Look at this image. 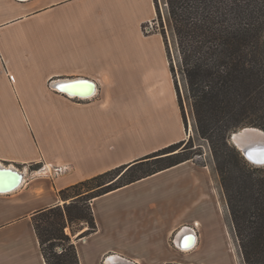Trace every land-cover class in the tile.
Listing matches in <instances>:
<instances>
[{"label": "crops", "instance_id": "1", "mask_svg": "<svg viewBox=\"0 0 264 264\" xmlns=\"http://www.w3.org/2000/svg\"><path fill=\"white\" fill-rule=\"evenodd\" d=\"M155 16L153 0H0V163L27 170L22 171L27 173L20 188L0 193V264H47L36 217L75 199L62 198V192L185 139L165 43L159 34L142 30ZM77 78L95 81L96 96L77 101L51 86L59 79ZM126 131L144 132L138 135L144 146H133ZM190 163L93 199L99 228L95 236L75 241L65 228L78 264H98L102 258L105 264L114 259L115 264H142L145 248L139 242L145 238L119 226L117 244L109 243L108 233L102 236L107 215L115 208L127 210L120 199L127 198L128 191L165 175L172 178ZM35 166L49 174L54 167L68 170L55 179L33 177ZM193 169L189 166V174H196ZM193 179L190 175L186 186L177 187L181 193L175 196L181 198L187 221L173 227L169 235H175L180 254L204 244L205 258L231 264L234 250L225 245L222 218L216 216L219 203L209 200V176L200 174L196 184ZM153 201H146L149 210L154 209ZM192 208L196 218L189 217ZM208 230L209 236L202 240V232ZM192 235L196 244L185 248ZM58 248V253L64 251Z\"/></svg>", "mask_w": 264, "mask_h": 264}, {"label": "trees", "instance_id": "2", "mask_svg": "<svg viewBox=\"0 0 264 264\" xmlns=\"http://www.w3.org/2000/svg\"><path fill=\"white\" fill-rule=\"evenodd\" d=\"M153 1L158 17V0ZM164 3L175 35L179 72L186 83L195 128L211 145L245 264H264V166H249L246 158L229 145L231 134L242 128L264 130V0H164ZM166 51L175 76L167 46ZM174 82L176 86V80ZM176 89L186 122L178 86ZM183 142L79 182L68 192H62V198L74 197L73 202L36 217V230L46 263L78 264L73 245L63 244L62 253L56 248L62 242H69L65 228L76 221L89 224L85 233L96 231L92 210L79 204L84 205L90 199L186 161H196L194 156L187 154L186 146L182 148ZM147 164L149 169L144 168ZM91 183L95 184L92 188L81 191L82 186Z\"/></svg>", "mask_w": 264, "mask_h": 264}, {"label": "rangeland", "instance_id": "3", "mask_svg": "<svg viewBox=\"0 0 264 264\" xmlns=\"http://www.w3.org/2000/svg\"><path fill=\"white\" fill-rule=\"evenodd\" d=\"M158 4H159L158 6L160 7L159 16L157 17L156 14L155 18L151 22L143 24L142 30L144 32L146 31L147 27L150 26L151 27L150 32L159 34L163 38V41L165 42L168 48L171 62L175 68V73H174L175 76H173L174 77L173 80H176L177 83L176 86H178L186 116V122H184L182 116L184 123L183 138H185L183 140L184 142L182 148L186 146L188 150L187 154H189L190 156H194L196 161H191L190 165L188 166H186L188 163L186 165H183L185 166L184 168L181 169H178L180 167L176 168L178 169L177 170L178 172L174 173L172 175V178L169 175L168 176L165 175L158 179H153L151 181H148L143 185L137 187L136 188L137 192L136 189L132 191H128L130 192L129 196L127 198L122 197L120 199L121 202L124 200V204H126L127 210H125V212H121L119 210H122L123 208L120 209L115 208L114 210L109 211L107 215L108 221L105 222L106 219H104L105 225L103 227L105 232L102 236H106V234L108 233L107 236L110 241L109 243L113 242L114 244L115 243L117 244L116 234L119 231L117 230L119 226L121 227L120 228L121 231H122V227L123 228L130 227L129 233L131 235L143 236L145 239L139 242L140 245L145 248V252L143 253L145 255V258L143 259L142 264H173L174 262H178L181 264H190L192 261H195L196 264L198 262L206 263V264H215L213 260H215L216 258L211 259L213 256L210 257V259L204 257L203 250L206 249L204 244L201 246L199 245L198 247L199 249H194L191 253L180 254L179 249L176 247L175 243L173 242L174 239L176 240L175 235L174 238L173 236L169 235L170 234L169 232L173 227L175 226L178 227L181 224H185L187 221L185 220L187 214L185 213V210L182 208L183 206H181L179 203V201H181V198L175 196L176 193L179 194L181 193V190L180 189L178 190L177 187L186 186L189 183L190 175H194L193 181L195 180L194 184H196V181L198 180L197 177H199L200 174H207L209 176L210 184H211L210 191L212 192V194L209 193L210 194L209 200L211 199L210 201L219 203L218 207L216 206L219 210L216 216L218 215L221 216L222 218V221H220L219 219L216 220L220 221L219 223L225 229V235H226L225 245L228 247L229 251L230 248H233L234 250L235 258H231L232 259L231 264H245L243 254L235 234L228 202L224 194L223 188L221 186L219 176L216 172L215 159L213 156L211 145L207 140L199 136V134L197 133V129L195 128V118L191 107V101L187 93L186 83L181 73L179 72V52L176 45L175 35L169 24L168 15L166 12V5L164 3V0H158ZM162 105L163 104H161V106ZM125 133H126L125 135L126 139L130 138V140L128 141L132 142L133 146H139V147L144 146L143 143L144 141L142 140V138L139 139L138 136L139 134L141 135L144 132L126 131ZM177 133L178 132H175L174 134L177 135ZM229 145L231 147H234L240 153V155L243 156L242 153L233 145V143L230 142V140H229ZM154 159L155 158H152L151 160ZM239 159L241 160V158ZM245 161L246 164H248L249 166H254L253 164L248 162L247 159H245ZM153 162L154 161H151V163ZM192 162L194 163V165ZM189 166L190 167L192 166L194 168L193 170L196 171V174L194 171L193 173L189 174L188 172L190 171ZM144 168L149 169L150 168L149 164L144 166ZM31 170L33 171L32 173L33 177H45L51 179H55L58 177V175H56L55 172H52L50 174L43 172L45 168L42 166L31 167ZM201 179L202 180L205 179L203 175ZM94 185L95 184L93 183L89 185H84L82 186L81 191L82 192L87 191L89 188H92ZM194 194L192 196L196 197V191H194ZM164 197L166 198V202L165 201L160 202L159 199H165ZM172 198L173 200L171 201ZM152 199L154 201L153 203L151 202V204L153 205L154 209L149 210L150 208H148L147 202ZM73 200H70V203L73 202ZM92 200L93 199L88 200L87 202H85L84 205L79 204V206H87L93 212ZM103 204H104V200L101 203H97L99 207H102ZM189 212H190L189 214L190 218L191 216L196 218V209L194 208L189 209L188 213ZM124 213H126L125 218L123 217ZM96 226H97L96 231L91 233L93 235L99 230L97 221H96ZM208 227L209 224L207 226V229ZM67 228L70 234L74 237L73 239L75 241L83 238H89L91 235V234L83 233L81 236L76 238V236L82 233L84 228H87V230L90 228L89 224L87 223L76 221L75 223L68 225ZM83 232H85V230ZM118 235L119 234H117V238L119 239ZM207 235L209 236V230L204 233L202 232V240H205ZM98 236L99 235H96V237ZM60 244L61 245H59L58 251H60L61 248L62 249L64 248L63 244L66 247H68L69 242H62ZM122 246L127 247L128 244L122 243ZM148 248L151 249L149 250ZM133 251L135 250H132V252ZM168 260L170 261L166 263V261ZM97 263L105 264L104 258L100 259V261H98Z\"/></svg>", "mask_w": 264, "mask_h": 264}, {"label": "water", "instance_id": "4", "mask_svg": "<svg viewBox=\"0 0 264 264\" xmlns=\"http://www.w3.org/2000/svg\"><path fill=\"white\" fill-rule=\"evenodd\" d=\"M51 86L55 91L62 93V94H66V95L71 94L70 96H73L74 98H90L92 96L95 97L98 92L97 83L90 79H82V78L59 79L56 82H52ZM249 131L263 132L264 130L260 128H256V127H245L239 131L233 132L229 140L242 153V155L247 159L248 162H250L256 167H263L264 162H262L261 159H258L255 156H253V158L250 159L249 153L255 152L256 150H259V149H264V143L254 142L250 144L246 143V144L238 145L234 140L235 135H240L242 133H248ZM3 166H1V163H0V167H3ZM4 167L16 168L10 165L9 166L5 165ZM16 170L19 171L20 169L16 168ZM16 170H12L9 168H0V193L11 192L20 185V182L22 180V175H23L22 171L24 170H20V173ZM191 238L193 239H191L188 242V244L185 245V248H189V247L191 248L195 244L194 237H191ZM127 263H130V261H128ZM131 264H135V263L131 262Z\"/></svg>", "mask_w": 264, "mask_h": 264}, {"label": "bare ground", "instance_id": "5", "mask_svg": "<svg viewBox=\"0 0 264 264\" xmlns=\"http://www.w3.org/2000/svg\"><path fill=\"white\" fill-rule=\"evenodd\" d=\"M71 95V94H70ZM70 95H68V96H70ZM71 98H74L73 96H70ZM93 97V96H92ZM91 98V97H90ZM85 99H88V98H85ZM82 100V99H81ZM84 100V99H83ZM234 140H235V142L238 144V145H241V144H246V143H248V144H250V143H254V142H260V143H264V131L263 132H261V131H258V132H252V131H249L248 133H242V134H240V135H235L234 136ZM1 166H3L2 164H1ZM5 166V165H4ZM0 167V168H9V169H12V170H16V168H13V167ZM16 171H18V170H16ZM19 173H20V171H18ZM22 180H21V182H20V185L16 188V189H14L13 191H15V190H17L18 188H20L23 184H24V182L26 181V177H25V172H22ZM13 191H11V192H13ZM7 193H9V192H7ZM194 239H195V244H196V237L194 236ZM177 244V243H176ZM178 245V244H177ZM182 250H186V249H182ZM112 262V264H115V259L114 260H111Z\"/></svg>", "mask_w": 264, "mask_h": 264}, {"label": "built area", "instance_id": "6", "mask_svg": "<svg viewBox=\"0 0 264 264\" xmlns=\"http://www.w3.org/2000/svg\"><path fill=\"white\" fill-rule=\"evenodd\" d=\"M150 30H151V27L148 26L146 31H144V33L149 34V33H151ZM74 99L77 101H81V99L83 100L85 98H74ZM67 170H68L67 167H54V168H52V172H55L56 175H58V176L64 174L65 172H67Z\"/></svg>", "mask_w": 264, "mask_h": 264}, {"label": "snow or ice", "instance_id": "7", "mask_svg": "<svg viewBox=\"0 0 264 264\" xmlns=\"http://www.w3.org/2000/svg\"><path fill=\"white\" fill-rule=\"evenodd\" d=\"M255 156L258 159H261L264 162V149L256 150L255 152L249 153V158L252 159Z\"/></svg>", "mask_w": 264, "mask_h": 264}]
</instances>
